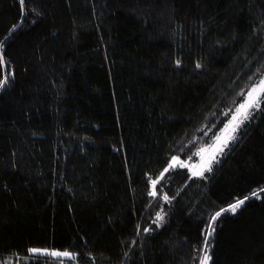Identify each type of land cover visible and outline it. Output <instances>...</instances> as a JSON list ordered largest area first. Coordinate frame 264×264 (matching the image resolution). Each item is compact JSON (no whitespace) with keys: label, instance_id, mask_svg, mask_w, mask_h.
I'll return each mask as SVG.
<instances>
[{"label":"trees","instance_id":"trees-1","mask_svg":"<svg viewBox=\"0 0 264 264\" xmlns=\"http://www.w3.org/2000/svg\"><path fill=\"white\" fill-rule=\"evenodd\" d=\"M0 58V264H264V0H0Z\"/></svg>","mask_w":264,"mask_h":264},{"label":"rangeland","instance_id":"rangeland-1","mask_svg":"<svg viewBox=\"0 0 264 264\" xmlns=\"http://www.w3.org/2000/svg\"><path fill=\"white\" fill-rule=\"evenodd\" d=\"M259 89V88H258ZM257 89V90H258ZM256 90V91H257ZM224 133V132H223ZM224 135L225 134H223L222 135V137H224ZM219 143V142H218ZM217 143V144H218ZM219 147V146H218ZM218 147L216 148V149H218ZM208 148H210V147H208ZM207 147L206 148H204L203 150H201V151H199L198 153H197V156H198V162L200 163L203 159H204V157H205V154L207 153V151L209 150ZM213 158H214V155H212V157H210L209 158V160L204 164V166H203V168L199 171V172H196V173H194L195 175H198V176H202L204 173V171L205 170H208V169H210V164L214 161L213 160ZM199 159H200V161H199ZM178 158L176 159V163L174 164V165H171V163L169 164V166L167 167V169H168V171L169 170H171V168L172 167H177V166H179V165H177L178 164ZM198 162L197 163H195L193 166H190V167H195V165L197 164L198 165ZM181 164V163H180ZM177 165V166H176ZM185 165V164H184ZM183 165V166H184ZM173 169V168H172ZM194 170H198V167L196 168V169H193V171ZM167 171V172H168ZM166 172H165V170L163 171V175L161 174V176L157 179L159 182H161V179L164 177V174H165ZM158 181H157V183H158ZM155 183H156V181H155ZM153 184V183H152ZM153 186H154V184H153ZM153 193H152V195H154V191H152ZM227 209H229V207L227 208ZM237 210H239V208L237 209ZM236 210V211H237ZM230 213H235V212H232L231 210H228ZM228 211H222V213H225V212H227L228 213ZM221 212V211H220ZM160 215V217H162V219H163V215L162 214H159ZM162 219H160V220H157V217L155 218V224H156V226L157 227H160L161 226V222H162ZM35 250H37V251H31V252H34L35 254H37V255H41L42 256V258L45 260V262H47V264H57L55 261H57V262H59L58 264H79L77 261H74V255L72 254V253H70V252H68V251H65V252H63V251H58V250H48V249H45V248H43V249H37V248H34ZM33 250V249H32ZM52 253H68V255H57V256H54V255H52Z\"/></svg>","mask_w":264,"mask_h":264},{"label":"snow or ice","instance_id":"snow-or-ice-1","mask_svg":"<svg viewBox=\"0 0 264 264\" xmlns=\"http://www.w3.org/2000/svg\"><path fill=\"white\" fill-rule=\"evenodd\" d=\"M21 3H23V0H21ZM2 58H0V63H2ZM4 81H0V84H3ZM262 85H264V81H260L259 84L254 85L252 90L249 91L248 93V98L245 100L244 103L239 105V108L237 109V111H244V115H243V119H248V117L251 115L250 112H247L248 108H252V107H258L259 103H260V99L258 96L254 95V93L256 92V90L258 88H260ZM176 157H172V160H176ZM168 169H165V172H167ZM163 175V174H162ZM153 184H155V181L152 182ZM253 195H256V193H253ZM249 197H245L243 200H237L235 203L229 205V209H222L221 211H228L231 210L232 212H235L241 205L244 204V201L246 199H248ZM165 199H167V197H165ZM220 212H217L214 216L211 217V221H215L217 219V217L220 215ZM162 219V217H160L159 214H157V220ZM209 229H212V224L210 222L209 224ZM145 231H147V229H145ZM211 234V231L209 232V235ZM207 241H208V236H205V246L207 247ZM31 251H37L35 249L31 250ZM52 255L57 256V255H68V253H52ZM210 260V257L207 255V251L205 248L204 254L203 256L200 258V264H208V261Z\"/></svg>","mask_w":264,"mask_h":264},{"label":"bare ground","instance_id":"bare-ground-1","mask_svg":"<svg viewBox=\"0 0 264 264\" xmlns=\"http://www.w3.org/2000/svg\"><path fill=\"white\" fill-rule=\"evenodd\" d=\"M258 90H259V89H258ZM258 90H257V91H258ZM257 91H256V92H257ZM256 92L254 93V95L256 94ZM242 112H243V111H242ZM242 112H241V113H242ZM241 113H240V114H241ZM240 114H239V115H240ZM237 117H238V116H237ZM221 139H222V136L217 140V142L215 143L214 147L217 145V143H218ZM214 147H213V148H212V149H211V150L205 155L203 161L197 166L198 169H199L200 166L204 163V160L208 157V155H209L210 152L214 149ZM178 161H179V159H178ZM170 163H171V165H174V164L176 163V160H175V161H174V160H171ZM180 163H181V162L179 161L178 164H180ZM194 172H196V170H194Z\"/></svg>","mask_w":264,"mask_h":264},{"label":"water","instance_id":"water-1","mask_svg":"<svg viewBox=\"0 0 264 264\" xmlns=\"http://www.w3.org/2000/svg\"><path fill=\"white\" fill-rule=\"evenodd\" d=\"M242 111H243V110H241V112H242ZM241 112H240V113H241ZM240 113H239V114H240Z\"/></svg>","mask_w":264,"mask_h":264}]
</instances>
